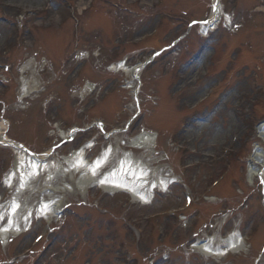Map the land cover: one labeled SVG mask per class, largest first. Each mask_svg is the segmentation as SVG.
<instances>
[{
  "label": "rangeland",
  "instance_id": "rangeland-1",
  "mask_svg": "<svg viewBox=\"0 0 264 264\" xmlns=\"http://www.w3.org/2000/svg\"><path fill=\"white\" fill-rule=\"evenodd\" d=\"M211 2L0 0V115L9 121L7 136L38 153L56 146L54 161L94 140L89 160L111 146L110 166L126 155L172 179L149 204L96 186L69 190L63 194L68 207L62 219L39 243L33 238L46 228L42 218L34 215L26 223L25 211L15 213L14 220L8 217L2 224H20L22 231L6 244L0 241V264H219L192 247L211 236L223 238L236 226L244 236L254 234V249L245 261L233 256L222 263L255 264L258 258L257 264H264L262 186L247 175L251 154L264 149L254 132L264 120V0H222L232 27L220 26L207 38L198 25L188 31V22L207 17ZM69 4L76 16L68 12ZM21 14L18 32L13 21ZM176 39L141 72L138 108L137 82L124 81L121 71L111 69L122 63L130 67ZM24 64L29 68L22 75ZM24 78L37 79L41 90L19 102ZM87 82L93 84L91 91L84 90ZM137 111L128 130L109 139L91 125L101 119L107 131L122 128ZM73 125L80 130L71 141L52 136ZM143 130L157 137L149 150L130 144ZM231 133L237 136L232 143ZM14 160L9 148L0 147V195ZM47 175L55 176L36 179V189ZM178 178L187 188L175 184ZM186 190L193 198L188 208L181 202ZM30 192L19 201L27 203ZM32 198L42 197L32 195L29 202ZM183 212L184 221L178 215Z\"/></svg>",
  "mask_w": 264,
  "mask_h": 264
},
{
  "label": "bare ground",
  "instance_id": "bare-ground-1",
  "mask_svg": "<svg viewBox=\"0 0 264 264\" xmlns=\"http://www.w3.org/2000/svg\"><path fill=\"white\" fill-rule=\"evenodd\" d=\"M32 3L34 0H30ZM222 19L226 21L228 17L222 16ZM231 21L229 22V24ZM201 26L202 35H207L206 32H210V27ZM216 26L214 25V28ZM1 29V26H0ZM206 33V34H205ZM24 67H22L23 69ZM122 69L127 72L128 75H131V71L126 70V68L122 67ZM23 71V70H22ZM27 93V92H23ZM25 97V96H23ZM6 129V124L0 120V141L4 139V132ZM203 130V129H202ZM259 133L261 137H264V124L259 127ZM64 138L66 137V133L62 135ZM110 136V135H109ZM154 133L145 131L141 132L137 136L133 138L131 141L132 147L139 148H150L149 145L155 141ZM104 150L101 154L96 157L93 161H83V152L82 151H74L70 155L65 156L61 160L54 161L53 157L46 154H41L38 157H33L29 155L24 150L17 148L12 149V152L16 155L15 162L6 176L7 186H10L14 182V178H18L20 180V184L18 187L20 189V193L24 194L28 191H34L36 189L35 177L37 178V172L43 173L41 176L46 173L52 174L55 176L47 175L45 178L43 185L39 191H35L27 196V203L20 202L21 194L16 192V194L12 197L13 200L10 199L7 205L0 204V216L3 218L0 219V238L4 243L6 240L15 235L14 231L18 230L20 224L13 223L12 225H4L2 226V222L5 216H11V219H14V213L20 211H25L24 221L27 223V220L31 219L35 216L45 218L46 220L51 219L59 206V197L54 198L55 193L59 194L60 190H64L65 187L53 186L54 180H63L66 175H74L77 173L80 174L79 178H77L72 184V190L74 187H78L80 189L85 190L88 186H96L99 189H102L105 192L109 193H117V192H125L128 193L134 201L139 203H148L152 196L155 194L157 189L164 190L165 187H168L170 183V179H167L165 176L160 174L156 177H149L148 172L143 167V165L132 163L130 157L124 155L119 164L113 169H108L107 164L111 162L109 157L112 150ZM112 155V153H111ZM250 161L253 165H251L248 169V177L249 179L252 177H258L260 179H264V149L255 150L250 157ZM98 163V166H97ZM69 165L68 167H64L63 165ZM64 167V168H63ZM63 168V169H62ZM112 168V167H111ZM103 170L105 172L103 173ZM93 171H96V175H93ZM103 173V176L100 177V174ZM76 178V177H75ZM101 180L105 181V183H101ZM34 184V185H32ZM61 184L60 186H62ZM23 186V188H22ZM44 187L47 188L49 194L45 196L41 191ZM67 190V188H66ZM43 195L39 200H31V196L33 195ZM19 197V198H18ZM48 197V198H44ZM44 205H47L45 208ZM14 207V211L12 210ZM239 236L235 234H230L225 241V246L222 248H215L214 243L215 239H208L206 242L201 243V245H197L196 249L201 253L207 256H212L213 258H223L225 257L229 251H237L242 248V242ZM222 242V240H219Z\"/></svg>",
  "mask_w": 264,
  "mask_h": 264
},
{
  "label": "snow or ice",
  "instance_id": "snow-or-ice-1",
  "mask_svg": "<svg viewBox=\"0 0 264 264\" xmlns=\"http://www.w3.org/2000/svg\"><path fill=\"white\" fill-rule=\"evenodd\" d=\"M205 23H207V22H205ZM73 131H75V130H73ZM97 166H98V163H97ZM97 173H96V171H93V175H96ZM101 183H105V181H103V180H101ZM44 207L46 208L47 207V205H44ZM13 211L15 210L14 209V207H13V209H12ZM3 217L2 216H0V219H2Z\"/></svg>",
  "mask_w": 264,
  "mask_h": 264
}]
</instances>
